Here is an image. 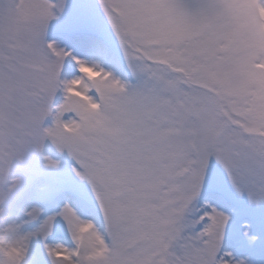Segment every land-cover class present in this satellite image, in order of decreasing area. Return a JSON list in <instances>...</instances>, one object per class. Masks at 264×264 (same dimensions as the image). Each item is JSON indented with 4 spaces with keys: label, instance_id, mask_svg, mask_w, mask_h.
<instances>
[{
    "label": "snow or ice",
    "instance_id": "1",
    "mask_svg": "<svg viewBox=\"0 0 264 264\" xmlns=\"http://www.w3.org/2000/svg\"><path fill=\"white\" fill-rule=\"evenodd\" d=\"M113 42L135 84L102 66ZM49 141L92 218L25 210L0 264L33 242L47 264H264V0H0V184ZM61 221L72 247L50 242Z\"/></svg>",
    "mask_w": 264,
    "mask_h": 264
},
{
    "label": "rangeland",
    "instance_id": "2",
    "mask_svg": "<svg viewBox=\"0 0 264 264\" xmlns=\"http://www.w3.org/2000/svg\"><path fill=\"white\" fill-rule=\"evenodd\" d=\"M89 2L94 3L95 0H89ZM103 35L106 39L111 40L107 30H104ZM49 39L55 40L61 47H67L70 51H73L74 55H78L80 58H87V54L74 45L73 41L61 30L60 25L55 21L50 26ZM112 47L115 59L109 58L102 61V66L107 70L114 71L119 78L135 84L136 80L128 70L126 62L118 50V44L113 42ZM45 126H51V121H46ZM46 158L57 161L59 167H47ZM37 161L42 162V164L40 163L42 169H39ZM16 165L24 169L21 171L22 176L17 177L18 172H16L17 170L14 171L16 169L14 166ZM74 168H78L76 161L67 152L60 153L50 141L45 143L42 151L29 150L21 160L13 161L9 172L11 180L18 179L21 184L0 203V224L21 222L25 219V210L32 207L42 209L45 216L55 215L65 204H71L77 208L80 214H84L87 217L86 219H91L90 212L85 209L84 205L87 203L90 208L94 197L87 182L80 180L75 175ZM5 185L7 188L10 187L8 186V181L5 182ZM6 190L0 184V191ZM12 196L13 199L11 200ZM32 227H35V225ZM50 242L63 244L65 247L73 246L71 235L62 221L58 222L56 233ZM38 249L39 245L33 242V251L29 256V264H36L37 258L39 259V264H47L46 257Z\"/></svg>",
    "mask_w": 264,
    "mask_h": 264
},
{
    "label": "clouds",
    "instance_id": "3",
    "mask_svg": "<svg viewBox=\"0 0 264 264\" xmlns=\"http://www.w3.org/2000/svg\"><path fill=\"white\" fill-rule=\"evenodd\" d=\"M10 223H19V222H10ZM7 224L9 223H5V224H0V230H3V228L7 227ZM11 240V237H9V242Z\"/></svg>",
    "mask_w": 264,
    "mask_h": 264
}]
</instances>
